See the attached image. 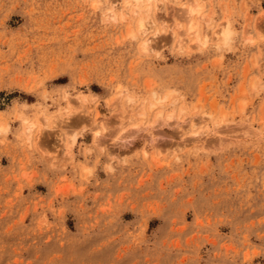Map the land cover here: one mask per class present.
I'll return each mask as SVG.
<instances>
[{
	"label": "rangeland",
	"instance_id": "rangeland-1",
	"mask_svg": "<svg viewBox=\"0 0 264 264\" xmlns=\"http://www.w3.org/2000/svg\"><path fill=\"white\" fill-rule=\"evenodd\" d=\"M149 3L0 0V264H264V0Z\"/></svg>",
	"mask_w": 264,
	"mask_h": 264
},
{
	"label": "bare ground",
	"instance_id": "bare-ground-1",
	"mask_svg": "<svg viewBox=\"0 0 264 264\" xmlns=\"http://www.w3.org/2000/svg\"><path fill=\"white\" fill-rule=\"evenodd\" d=\"M141 1L142 0H136L137 8L135 10V13L138 14V15L142 13V11L140 10L139 5H138L139 3H141ZM158 1L159 0H148V2H150L149 4H151L152 2L157 3ZM150 8H151V5H149L147 7V9L145 10L147 16H150V14H149L150 11H151ZM116 9H117L116 7L111 5L110 15H109L110 18L117 19ZM199 13H200L199 9L197 7H195V6L189 7L187 9V11H186L187 19H188V21H190L189 22L190 26H189V28L187 30V35L188 36H195L197 39L199 38L198 37L199 36V34H198V26L195 25L194 23H192L191 19H192V17L195 14H199ZM145 27H146L145 21H141L140 24H139V29H138L139 31L138 32L140 34H145L147 32ZM133 34H134V32H130V35H133ZM215 34L217 36V39L224 45H228L229 44V42H230V40L232 38V35H233L232 32L229 30V28L226 27V26L221 27L220 31L216 32ZM149 42H150V39L145 40L144 45H143L144 49H146L148 47ZM204 45H206V42L204 43ZM184 47H185L184 41L179 39L178 42H177V48H179L180 50H183ZM66 100L69 102V97L68 96H66ZM161 104H162L161 102H158V105H161ZM160 118H161V116H160ZM70 142H69L68 145L72 146V144H74V142H75V138L72 139L71 143Z\"/></svg>",
	"mask_w": 264,
	"mask_h": 264
}]
</instances>
